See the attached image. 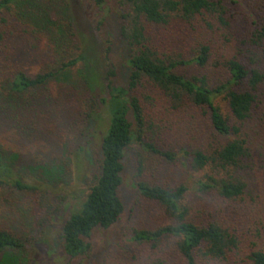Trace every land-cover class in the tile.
<instances>
[{"label":"rangeland","instance_id":"374dc122","mask_svg":"<svg viewBox=\"0 0 264 264\" xmlns=\"http://www.w3.org/2000/svg\"><path fill=\"white\" fill-rule=\"evenodd\" d=\"M49 1L41 0V3ZM243 1L249 4L257 18L264 15V0ZM73 2L83 25L84 44L95 48L104 72L107 69L115 72L114 77H106L105 84L126 87L128 54L117 30L118 16L122 13L118 0H104L101 7L88 0ZM24 10L29 12L28 6ZM51 15L54 16L52 11ZM6 19L3 26L6 39L0 49V85H5L18 72L35 75L54 71L62 58L68 57L56 51L49 41V33L26 25L14 10ZM206 21L210 25L201 18L190 24L179 22L167 27L147 25L146 37L151 48L173 58H191L199 44L208 45L210 62L206 67L191 64L177 71L185 77L206 75L210 84H220L228 77L223 62L236 54L235 43L215 21ZM250 51L239 56L240 61L264 73V46ZM79 66L71 68L68 77L59 74L24 95L22 102L4 100L0 105V147L5 157L14 161L18 174L32 179L29 167L43 165H63L65 171L63 180L53 184L56 191L51 203L56 211L49 228L42 238L35 240L31 249L25 251L26 264H68L58 239V229L63 219L78 209L93 166L99 160V144L108 119L105 111L90 100L76 77ZM133 94L141 103L147 129L142 141L134 138L126 149L119 189L124 211L111 228L93 233L91 249L83 263L185 264L175 249V239H164L153 250L148 244L136 245L129 240L134 230H154L173 224L160 205L142 198L134 188V174L140 165L141 178L150 184L187 188L182 203L188 209V221L195 225L219 224L235 237L237 247L225 259L199 258L196 264H245L252 251L264 249V83L256 92L257 104L250 118L240 125V135L246 141L249 156L242 160L241 168L233 172L244 183L242 195L234 200L220 197L215 190L198 192L195 181L203 175L227 176H215L210 168L193 171L188 155L196 148L212 150L224 144L229 136L217 137L210 128L208 115L200 109L171 110L162 93L145 81ZM215 104L223 115H228L223 98H217ZM146 144L161 152H173L175 160H165L147 149ZM35 179L42 180L41 177ZM33 202L32 195L5 191L0 198V214L4 210L8 223L16 227L19 234L28 236L35 214Z\"/></svg>","mask_w":264,"mask_h":264},{"label":"trees","instance_id":"16d2710c","mask_svg":"<svg viewBox=\"0 0 264 264\" xmlns=\"http://www.w3.org/2000/svg\"><path fill=\"white\" fill-rule=\"evenodd\" d=\"M88 1L98 7L104 4V0ZM118 5L122 13L118 16L117 30L128 54L126 87L105 84L106 77H114L115 72L112 69L104 72L95 48L84 44L83 25L73 0H51L46 4L41 0H0V49L6 39L3 29L7 23L6 15L14 10L26 25L38 32L49 33V41L56 51L68 56L62 58L54 71L35 75L15 73L5 85H0V105L4 100L22 102L21 97L59 74L68 77L69 70L79 64L76 77L90 100L107 115V126L99 144V160L93 166L84 198L58 229V239L68 264H84L93 233L111 228L124 211L119 189L126 149L134 138L142 141L147 129L141 103L133 94L144 81L162 93L171 110L200 109L208 115L210 128L217 137L229 136L224 144L212 150L196 148L189 152V166L193 171L210 168L215 176H227L205 174L195 181L196 190L204 193L215 190L228 200L238 198L244 190V183L233 175L241 168L242 160L249 156L246 141L240 135V125L250 118L257 104L256 92L264 83V73L258 67H247L239 56L264 46V15L257 18L243 0H118ZM25 6L29 12L24 10ZM196 18L203 19L207 25L210 24L206 19L215 21L235 43L236 54L223 62L228 77L220 84H210L206 75L185 77L177 71V68L191 64L206 67L210 62L208 45L199 44L191 58L181 59L160 54L148 44L147 25L190 24ZM219 97L226 102V116L215 104ZM146 147L169 162L175 160L173 152H161L149 144ZM13 162L5 157L0 147V198L5 191L32 195L35 214L28 236L19 234L16 227L8 223L4 210L0 214V264H26L25 251L44 236L56 211L51 203L56 191L53 184H59L65 176L63 165L29 167L30 177L34 176L31 181L18 174ZM141 172L138 165L134 188L142 198L160 205L173 224L154 230H134L129 238L132 243L148 244L153 250L162 240L175 239V249L185 264H196L199 258L223 260L237 247L235 237L219 224L195 225L186 219L188 209L182 203L187 190L184 185L165 188L150 184L141 178ZM38 177L42 180L35 179ZM155 261L161 263L159 259ZM245 264H264V249L252 251Z\"/></svg>","mask_w":264,"mask_h":264}]
</instances>
